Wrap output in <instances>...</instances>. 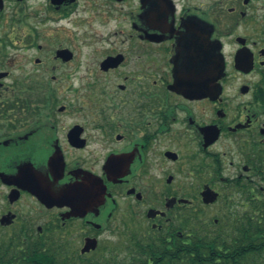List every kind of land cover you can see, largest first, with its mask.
Wrapping results in <instances>:
<instances>
[{"label":"flooded vegetation","instance_id":"1","mask_svg":"<svg viewBox=\"0 0 264 264\" xmlns=\"http://www.w3.org/2000/svg\"><path fill=\"white\" fill-rule=\"evenodd\" d=\"M245 213L264 225V0H0V245L230 264Z\"/></svg>","mask_w":264,"mask_h":264},{"label":"trees","instance_id":"2","mask_svg":"<svg viewBox=\"0 0 264 264\" xmlns=\"http://www.w3.org/2000/svg\"><path fill=\"white\" fill-rule=\"evenodd\" d=\"M253 188L252 186H243L238 189L251 196L255 194ZM230 229L232 230L230 242L238 244L234 248H230V264H264V247H260V244L264 242V225L259 216L245 213L243 216L233 219L230 215ZM30 242L31 245L26 248V254L17 253L16 256L10 247L0 245V264H37L39 260L47 258V255L37 253L36 239L30 240ZM5 243L7 242H3V244ZM241 244H247L250 247L244 249L240 246ZM253 245H259V247H253Z\"/></svg>","mask_w":264,"mask_h":264},{"label":"rangeland","instance_id":"3","mask_svg":"<svg viewBox=\"0 0 264 264\" xmlns=\"http://www.w3.org/2000/svg\"><path fill=\"white\" fill-rule=\"evenodd\" d=\"M21 33V34H24L23 31H21L20 29H18ZM67 45H69L71 47V49L73 48L74 50L77 51V58H78V62L75 64V65H79V66H83L85 67L86 63H87V59H85V56H87V54L89 53V50L84 48V43L81 42V41H76V42H73V41H69L67 42ZM84 56V58H82ZM81 60H80V59ZM74 64L71 65V66H75ZM31 65H27V68H30ZM84 71H80L81 74H76L75 77H77V79L74 81V82H80V78L84 76L83 74ZM19 73V72H17ZM49 76V75H48ZM47 76V78H48ZM50 77V76H49ZM84 79H86V75L84 76ZM67 87V86H66ZM57 93H59V96H60V99L59 101L66 104L69 100H72V99H75V95L73 93H70L69 90L64 87H59V90L57 91ZM230 172V171H228ZM236 201H239V198L236 197ZM239 205V203H238ZM238 210H240L239 207H237ZM239 213V212H238ZM241 214H235V215H232L233 219L235 218H238L240 217ZM11 235L13 237H15L16 233H14V231L12 230L11 232L10 231H4V232H0V243H3V242H8L11 238Z\"/></svg>","mask_w":264,"mask_h":264},{"label":"water","instance_id":"4","mask_svg":"<svg viewBox=\"0 0 264 264\" xmlns=\"http://www.w3.org/2000/svg\"><path fill=\"white\" fill-rule=\"evenodd\" d=\"M204 200L206 203H211L216 200L217 195L214 194L211 190H207L203 193Z\"/></svg>","mask_w":264,"mask_h":264}]
</instances>
